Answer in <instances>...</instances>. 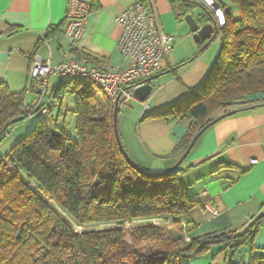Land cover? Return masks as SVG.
<instances>
[{"label":"trees","instance_id":"16d2710c","mask_svg":"<svg viewBox=\"0 0 264 264\" xmlns=\"http://www.w3.org/2000/svg\"><path fill=\"white\" fill-rule=\"evenodd\" d=\"M215 1L226 22L219 26L221 48L205 82L145 116L189 122L174 149L179 155L214 117L264 103L257 98L264 94V0ZM170 2L180 21L196 5ZM66 24L65 19L50 27L45 38ZM30 88L34 91L32 82ZM28 89L15 92L0 83V145L18 123L37 117L26 112ZM68 91L74 96V132L66 124L53 129L41 121L0 156V264H191L217 247L227 252L226 264H264V255L253 252L264 214L240 233L220 229L197 235L192 211L200 202L180 181L182 165L164 175L143 170L119 145L114 104L99 99L92 82L77 79L55 85L56 103L63 106ZM136 220L145 223L126 228ZM108 223L115 227L87 228ZM248 245V261H238L236 255Z\"/></svg>","mask_w":264,"mask_h":264},{"label":"crops","instance_id":"0c3cea01","mask_svg":"<svg viewBox=\"0 0 264 264\" xmlns=\"http://www.w3.org/2000/svg\"><path fill=\"white\" fill-rule=\"evenodd\" d=\"M135 1L94 0L85 28L72 46L66 35L67 24L62 32L45 38L50 27L65 21L68 0H0V83L6 82L15 92L29 88L26 103L31 104L37 100V94L30 88L29 69L36 57L49 59L52 65L73 56L85 58L89 67H123L117 47L121 27L116 16ZM200 1L205 9L203 0ZM146 5L162 29L177 38L168 66L161 72L177 69L152 81L150 109H144V102L135 97L119 108L118 128L130 158L147 172L162 173L181 158L174 149L186 134L189 122L145 116L196 91L205 82L219 52L212 50L210 44L196 56L201 47L198 43L188 44L177 52V35L184 31L183 35L188 36L191 32L176 17L170 0H147ZM235 14L239 16L237 8ZM52 77L57 78L53 83ZM59 81L55 75L50 77L48 97L53 98ZM71 97L69 106L74 101V96ZM59 104L57 101L56 105ZM64 111L63 106L53 108L51 117L56 119L57 112L63 116ZM20 136L16 135L0 156L7 155ZM254 159L256 163L252 162ZM182 168L180 181L190 197L200 202L192 211L198 225L196 234L220 229L243 232L264 214V103L239 110L210 126L197 140ZM250 249V245L243 247L236 255L237 260L247 262ZM253 252L264 255V225L256 236ZM226 255L222 247H217L191 264H226Z\"/></svg>","mask_w":264,"mask_h":264},{"label":"built area","instance_id":"2783aa9c","mask_svg":"<svg viewBox=\"0 0 264 264\" xmlns=\"http://www.w3.org/2000/svg\"><path fill=\"white\" fill-rule=\"evenodd\" d=\"M93 1L68 0L66 35L72 46L85 28L93 9ZM203 4L213 13L218 26L225 24V12L215 0H203ZM116 21L121 27L117 47L125 65L89 67L85 58L73 56L52 65L49 59L36 57L29 69L30 80L37 94V100L26 109L30 116H45L56 105L55 99L48 97L49 80L52 75L57 76L60 81L69 79L90 81L101 89L113 104L120 95L121 108L134 98V90L143 80L168 66L177 38L162 29L159 20L146 3L135 1L116 16ZM144 109H150L148 99L144 102ZM252 162L256 163L257 160L254 159Z\"/></svg>","mask_w":264,"mask_h":264},{"label":"rangeland","instance_id":"374dc122","mask_svg":"<svg viewBox=\"0 0 264 264\" xmlns=\"http://www.w3.org/2000/svg\"><path fill=\"white\" fill-rule=\"evenodd\" d=\"M194 3H196L195 7L192 9V13L197 16L198 14L203 12V8H202V4L200 0H192ZM147 3V0H144V3ZM184 22V24L187 26L188 30L189 26L188 23L185 21V19L182 21ZM184 31H181L177 37H178V44L176 45V51L177 52H181L182 50L185 49V46H187L188 44L195 46V44H197V42L194 40L193 36L191 34H189L188 32V36L183 35ZM212 48V50H216L219 52L220 48H221V40L217 39L216 41H214L212 43V46L210 47ZM57 80L56 77H52L51 81L52 83ZM96 93L99 94V99H103L105 97L104 92L96 87ZM71 96L72 93L71 91H68V93L65 94L64 96V102L62 103L63 108H64V115L60 116L59 118V112H57V114H55V118L53 119L51 116H45L42 120L38 117H28L27 119H25L24 121L18 123L16 125V127L11 131L10 135L3 141V143L0 145V152L2 151V149H4L6 146H10L14 137L16 135H20V140L25 138L33 129H35L40 123L41 121H43L47 126H49L50 128L56 129L57 126H60L62 124H66V126L68 127V129L71 130V132H74L75 129V115L73 113V109H74V101L72 106H69L67 104L68 100L70 98H72ZM257 98H263L264 99V94H261L260 96L258 95ZM73 99V98H72ZM264 101V100H263ZM61 105H56L54 108L56 107H60ZM57 115V116H56ZM74 126V127H73ZM1 161V159H0ZM25 177V176H24ZM57 211L59 212L60 215H62V217H64L66 219V221L76 230H81V228L62 210V208H60L59 206L55 205ZM141 223H145L142 220H136L132 223H126V228L127 229H131L133 228V226H137ZM115 227L114 223H108V224H101V225H97V226H87L88 229H94V228H98V229H105V228H113ZM188 240V239H187ZM242 250V249H241ZM195 259H193L192 261H194Z\"/></svg>","mask_w":264,"mask_h":264},{"label":"water","instance_id":"95a60500","mask_svg":"<svg viewBox=\"0 0 264 264\" xmlns=\"http://www.w3.org/2000/svg\"><path fill=\"white\" fill-rule=\"evenodd\" d=\"M189 1V0H188ZM185 21L188 23L191 35L193 36L194 40L201 44L199 51L197 52L196 56L199 55L205 48H207L210 44H212L219 35V26L213 14L207 10L206 8L203 9V13L198 14L195 16L192 12L186 14ZM194 56V58L196 57ZM177 68L170 69L166 72L157 73L145 80L141 83L140 86L136 87L134 90V97L138 100L145 102L153 93L154 86L152 81L163 75L164 73H169L175 71ZM119 99L120 95L117 97L115 104H114V129L115 133L119 142L120 147L125 150L120 133L118 128V114H119ZM239 111L238 109L228 110L227 112H223L218 116L214 117L202 130L198 132V134L192 140L190 146L181 156V158L174 164L170 169L162 173H156L155 175H164L168 172H171L182 165V163L188 157L190 151L192 150L193 146L200 138V136L213 124L218 122L219 120L236 113Z\"/></svg>","mask_w":264,"mask_h":264}]
</instances>
